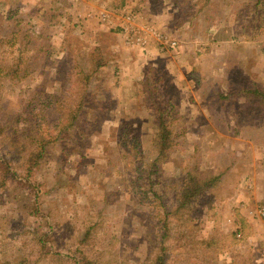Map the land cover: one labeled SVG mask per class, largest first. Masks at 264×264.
I'll return each mask as SVG.
<instances>
[{
	"label": "rangeland",
	"instance_id": "374dc122",
	"mask_svg": "<svg viewBox=\"0 0 264 264\" xmlns=\"http://www.w3.org/2000/svg\"><path fill=\"white\" fill-rule=\"evenodd\" d=\"M19 28L32 42L30 74L0 83V119L18 115L32 92H59L67 74L100 68L82 133L50 146L31 177L36 201L24 186L0 187V262L153 264L164 210L193 171L221 178L169 221L166 264H264V108L240 94L264 88V5L0 0V38ZM11 51L0 47L1 66ZM159 114L173 147L154 165ZM190 225L192 239L217 245L180 248Z\"/></svg>",
	"mask_w": 264,
	"mask_h": 264
},
{
	"label": "trees",
	"instance_id": "16d2710c",
	"mask_svg": "<svg viewBox=\"0 0 264 264\" xmlns=\"http://www.w3.org/2000/svg\"><path fill=\"white\" fill-rule=\"evenodd\" d=\"M260 4L264 5V0H256V5L259 6ZM10 35L9 39L6 40L0 38V47L4 45L10 46L11 52L14 53L10 63L4 66L0 65V83L8 81L15 84L25 80L30 74L27 56L31 51L32 42L30 36L20 28L12 30ZM98 68H100V65L95 64V68L87 74L80 70L75 73L73 79V74H67L65 81L59 88L60 91L57 93H48L43 90L32 92L25 104L20 107L18 115L0 119L1 188L14 185V183L20 187L24 186L22 188L28 191L27 197L32 200V203L36 201L37 196L34 192H37V187L32 183L31 177L44 161L50 146L60 143L68 134L74 132L79 135L82 133L88 97L91 96L89 94L91 79ZM240 94L245 95L254 105L264 108V88L258 84H252L244 91H241ZM94 116L92 114V117ZM155 123L156 130L153 144L156 156L153 161L154 165L164 161L168 151L173 147L172 132L164 115L159 114ZM122 138L123 127L121 126L117 130L119 146H123ZM220 178L221 175L206 174V176L200 177L193 171L185 173L174 200V205L172 208L164 210L161 228L162 235L153 264H166L170 250L166 245L169 239L170 224L176 225V223H179L181 216L191 210L194 200L202 193L216 187ZM25 207L29 208L30 206ZM32 208L34 211L32 214H38L35 204ZM188 222L191 223V220ZM188 224L186 223V226ZM195 224L193 223L192 225ZM192 225L188 227L191 232L188 231L182 235L185 243L180 244V248L192 244L209 250L217 245L216 238H211L210 240L192 239V230L196 229ZM181 227H183V224ZM235 236L236 233H232L225 239H229L234 243V240H237ZM80 260H75V263L79 264ZM0 264L9 263L0 262Z\"/></svg>",
	"mask_w": 264,
	"mask_h": 264
},
{
	"label": "built area",
	"instance_id": "2783aa9c",
	"mask_svg": "<svg viewBox=\"0 0 264 264\" xmlns=\"http://www.w3.org/2000/svg\"><path fill=\"white\" fill-rule=\"evenodd\" d=\"M102 16H104V15H102ZM102 18H104V17H102ZM104 20V19H103ZM133 19H130V18H128V21H132ZM125 32H126V30H124ZM132 31H133V29H132ZM162 38V40L163 41H161L162 42V44H169L170 45V47H172V48H174V46L176 45V43H174V42H169L167 39H165L164 37H161ZM143 44V43H142Z\"/></svg>",
	"mask_w": 264,
	"mask_h": 264
}]
</instances>
